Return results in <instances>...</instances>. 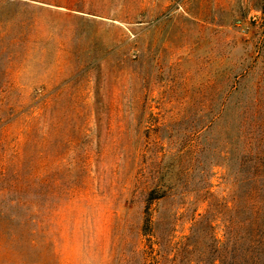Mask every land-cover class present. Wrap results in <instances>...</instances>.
Listing matches in <instances>:
<instances>
[{"label": "rangeland", "instance_id": "obj_1", "mask_svg": "<svg viewBox=\"0 0 264 264\" xmlns=\"http://www.w3.org/2000/svg\"><path fill=\"white\" fill-rule=\"evenodd\" d=\"M253 239L264 0H0V264H233Z\"/></svg>", "mask_w": 264, "mask_h": 264}, {"label": "trees", "instance_id": "obj_2", "mask_svg": "<svg viewBox=\"0 0 264 264\" xmlns=\"http://www.w3.org/2000/svg\"><path fill=\"white\" fill-rule=\"evenodd\" d=\"M206 215H203L201 217V219H199L198 221H196V224H201V222H205L207 221ZM148 223L152 224V220H151V213H149V218L147 219ZM252 245H250L249 248L244 249V250H239L237 253H234L233 257H234V263L233 264H264V252L260 247H258V245H254L256 243V241L253 239ZM162 264V263H160ZM210 264H220L219 262H217L216 259L212 260V263ZM222 264V263H221Z\"/></svg>", "mask_w": 264, "mask_h": 264}]
</instances>
